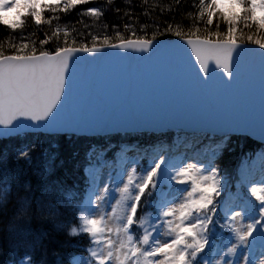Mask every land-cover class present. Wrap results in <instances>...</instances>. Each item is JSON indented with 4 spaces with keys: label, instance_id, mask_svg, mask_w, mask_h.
<instances>
[{
    "label": "snow or ice",
    "instance_id": "snow-or-ice-1",
    "mask_svg": "<svg viewBox=\"0 0 264 264\" xmlns=\"http://www.w3.org/2000/svg\"><path fill=\"white\" fill-rule=\"evenodd\" d=\"M83 2L62 0L63 9ZM174 5L180 9L181 0ZM58 7L41 0H0V23L15 30L30 17L39 25L43 9ZM195 8L194 23L212 26L215 19L216 31L209 28L201 36L199 27L185 32L176 21L165 22L161 31L153 21L152 38L119 39L116 32L115 43L105 35L91 46L75 47L65 40V46L52 51L26 52L27 45L12 54L0 51V137L29 129L68 137L91 134L105 141L98 150L96 145L89 149L82 195L56 186L34 202L23 195L12 210L43 208L45 220L69 236L86 234L94 245L86 249L88 264H200L217 227L230 229L235 243L226 249L227 260L221 255L215 264H249L247 251L240 261L234 256L238 246L249 247L253 233L257 237L251 243L259 239L264 247V185L251 186L258 216L248 209L244 224L245 212L232 207L227 177L215 164L234 137L252 136L264 143V38L249 35L255 46L249 47L236 35L241 23L264 32V0H199ZM9 10H16L12 20L4 15ZM103 12L88 7L85 14L99 18ZM125 15L131 19L133 13ZM145 134L154 143L143 148L130 143ZM117 137L118 143L108 142ZM181 144L203 159L186 155L178 161L170 153ZM35 147L20 151L19 157L27 159ZM110 151L114 161L105 159ZM256 159L264 168V148ZM110 190L118 195L108 211ZM11 199L9 188L0 187L5 217ZM141 207L154 208L156 214L138 215ZM237 218L240 227L234 226ZM19 230L29 238L26 224ZM36 259L30 252L20 264H35ZM40 264H47V254ZM61 264L84 261L69 257ZM203 264L211 262L205 257Z\"/></svg>",
    "mask_w": 264,
    "mask_h": 264
},
{
    "label": "trees",
    "instance_id": "trees-1",
    "mask_svg": "<svg viewBox=\"0 0 264 264\" xmlns=\"http://www.w3.org/2000/svg\"><path fill=\"white\" fill-rule=\"evenodd\" d=\"M198 2L199 0H181L180 9H176L174 0H147V4L143 6V0H131L130 4H126V0H111V4L121 8L120 12H116L111 7L110 0H86L67 11L63 9L62 0H41L43 4H56L60 7L55 10L43 9L42 23L39 25L30 17H25L23 25L15 30L0 23V51L12 54L22 45H27L26 52L33 48L37 52L52 51L57 46H65V40L68 45L75 47L85 43L91 46L93 43H102L105 35L109 37L110 43H115L118 42L116 32L120 33L119 39L144 38L145 35L147 38H152L155 31L153 21L161 25V31L165 22L176 21L180 22L185 32L190 26L199 27V34L204 36L209 28L212 31L217 30L215 27L217 21L214 19L212 26H206L203 22L194 23L195 5ZM170 5L173 6V11H168ZM88 7L103 9V15L96 18L85 14ZM161 7L164 8V12H161ZM148 9L152 10L145 15ZM129 10L133 13L131 19L125 15ZM4 15L12 20L15 18L16 10L14 13ZM220 24V30H224L223 22L220 21ZM125 25L131 27L126 28ZM145 25L149 27L145 29ZM57 29H59L58 34H56ZM65 30L68 31L67 37L64 35ZM236 35L246 43H249L247 40L249 35H252L253 39L264 38V32H257L255 26L249 28L243 23L238 26ZM92 36L98 39L93 41ZM158 38L165 39L164 36ZM42 40L47 42L42 45L40 43ZM161 139L171 143L167 136ZM104 142V139L98 136L68 137L40 132L0 138V187H8L12 197L7 206L8 217L0 214V264H16L26 259L30 252L37 258L35 264H40L46 254L47 264H61L69 257L88 258L86 249L94 245L90 243V237L86 234L69 236L56 224L45 220L47 216L43 208L27 206L15 214H12V210L14 205L18 207L16 202L20 201L23 195L34 202L43 198L56 186L73 189L82 195L85 188L83 168L89 149L96 145L98 150V146ZM108 142L118 143L119 137ZM130 143L138 144L143 148L154 141L145 134L131 139ZM32 145L36 147L31 150L27 159L17 155L20 149L26 150ZM262 148L264 145L247 136L234 137L215 161L216 166L222 169L227 177L229 194L241 200V208L245 212L248 213V209H253L256 216H258V202L251 194L250 181L243 166L253 163V155ZM105 159L114 161V152L110 151L106 154ZM242 170L245 179H241ZM146 209L139 208L138 215ZM150 211L156 213L154 208ZM22 224H26L29 238L19 230ZM75 224L78 226V219ZM230 234V229L217 227L213 235V247H216V244L223 245L224 238ZM209 251L210 249H206L202 254L208 255Z\"/></svg>",
    "mask_w": 264,
    "mask_h": 264
},
{
    "label": "rangeland",
    "instance_id": "rangeland-1",
    "mask_svg": "<svg viewBox=\"0 0 264 264\" xmlns=\"http://www.w3.org/2000/svg\"><path fill=\"white\" fill-rule=\"evenodd\" d=\"M14 12H15V10H9L5 14H11V13H14ZM179 147L180 148H178V150L176 149L175 152L170 153L178 161L179 160H183L186 155L192 157V159H194V160L203 159V157H197L195 155L194 150H193V154L188 153L189 150L186 149L183 146V144L179 145ZM22 150L23 149H20L19 152L22 151ZM47 152L48 151H45V153H47ZM18 153H17V155H18ZM128 155L131 156V155H134V153L133 152H129ZM253 157H254L253 159L255 160V163L253 162V163H248V164L244 165L243 166V170L247 174V177H248V180L250 181L249 183H250L251 186L253 184H255L257 186H261V185H264V168H262V162L260 160L256 159V153L253 155ZM141 163H144V161L141 162ZM115 171L116 170L114 169L113 175H115ZM104 179H106V176L104 177ZM101 187H103V184H101ZM117 195H118L117 193H115L114 191H111L110 190V194H109V200H110V202L106 206V209L108 211L111 210V203H114L115 202V199L117 198ZM229 195L231 196V205H232V207L235 210L242 209V208H240L241 207V204H242L241 203V200H239V199L237 200L234 197L233 194H229ZM143 208L145 209V207H143ZM147 212H148V209L145 210L144 214L147 213ZM153 215H155V214H153ZM247 216H248V213L245 212V219L243 220V223L244 224L247 223ZM241 223H242L241 219L240 218H237V220L235 221V225L234 226L235 227H240L241 226ZM257 227H259V226H257ZM231 235L232 234H230L228 236V238H226V237L224 238L223 245H219V244L217 245L216 244V246L218 248L213 247L214 244L213 245H210L209 248L212 247V251H213L212 256H210V257L207 258L208 255L202 254L201 257H200V264H203V259L205 257L211 262V264H215V260H218L221 255H224V259L227 260L228 256L226 254V249H227V247H230L232 243H235V241H234V239H233V237ZM256 237H257V234L256 233H253V237H250L249 238L250 239V244H249V247L248 248H244V247L238 246L237 252H236V254L234 256V259L236 261L242 260L243 253L245 251H247V253H248V259H249V264H259L260 259L264 258V247H261V244L259 242V239L256 240V241H258L257 244L255 243V245H253L251 243V241L253 240V238H256ZM160 238H161L162 241H166V240L170 239V237H165V236H161ZM207 250H209V249H207ZM79 258L84 261V264H88L89 256H88V258L87 257H80L79 256ZM20 262H18L16 264H20Z\"/></svg>",
    "mask_w": 264,
    "mask_h": 264
},
{
    "label": "water",
    "instance_id": "water-1",
    "mask_svg": "<svg viewBox=\"0 0 264 264\" xmlns=\"http://www.w3.org/2000/svg\"><path fill=\"white\" fill-rule=\"evenodd\" d=\"M169 39L175 40L176 37H175V38H169ZM162 40H163V39H162ZM247 44H248L249 47H255L254 45H251L250 43H247ZM25 132H36V131L26 129V130L23 131L22 133H25ZM41 132H43V131H41ZM43 133H46V132H43ZM86 136H93V135H91V134H87ZM248 137L251 138V139L254 140V141H257V142L261 143V141H260L257 137H252V136H248ZM0 138H1V137H0ZM262 144H264V143H262Z\"/></svg>",
    "mask_w": 264,
    "mask_h": 264
}]
</instances>
